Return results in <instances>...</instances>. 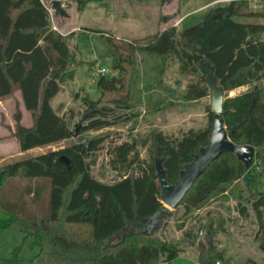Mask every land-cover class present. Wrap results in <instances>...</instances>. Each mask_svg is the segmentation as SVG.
I'll return each instance as SVG.
<instances>
[{
  "label": "trees",
  "instance_id": "16d2710c",
  "mask_svg": "<svg viewBox=\"0 0 264 264\" xmlns=\"http://www.w3.org/2000/svg\"><path fill=\"white\" fill-rule=\"evenodd\" d=\"M242 19H264V2L261 10L253 11L247 0H230L207 11L197 26L178 34L174 28L166 29L127 42L125 47L108 40L119 56H123L121 49L127 50V60L135 50H142L176 57L182 71L201 70V80L187 85L186 99L209 94L202 61L212 67L216 83L225 91L247 87L224 99L221 117L232 142L254 148L251 166L247 169L232 152L222 153L196 179L179 205L188 213L213 194L223 192L226 185L243 179L250 207L238 202L237 211L248 216L251 209L257 224L255 240L264 252V182L256 185L258 165L264 174V22ZM71 58L63 36L53 30L42 0H0V100L19 91L24 108L33 117L32 126L26 127L21 124L18 108L13 115L20 151L72 137L68 123L51 104L60 84L74 77L69 72ZM115 67L124 70L119 60ZM96 84L100 93L118 92L123 90L124 80L100 75ZM125 94L122 102L129 108L131 95ZM85 103L90 111L79 133L98 132L115 123L114 117L109 118L110 109H97L88 98ZM213 115L208 108V123L201 128L178 134L152 130L142 141L132 137L113 145L110 164L119 178L111 183L95 178L86 162L102 142L99 134L91 139L87 151L84 143L74 142L2 166L0 232L14 228L25 239H33L38 250L28 264H168L183 251V244L194 248L201 264L224 263L223 252L211 241L213 233L224 228L220 218L212 217L196 230L185 231L179 241L155 236L149 228L137 231L132 227L135 220L155 221L165 210L154 159H162L166 179L174 184L183 166L208 143ZM148 142L151 153L147 161L141 157L140 147ZM62 156L68 163L60 159ZM245 176L250 177L247 184ZM18 177L29 184L22 194L10 197L5 186ZM128 224L132 230L121 235ZM202 233L206 242L198 240ZM19 255L20 246H16L9 264H20Z\"/></svg>",
  "mask_w": 264,
  "mask_h": 264
},
{
  "label": "rangeland",
  "instance_id": "374dc122",
  "mask_svg": "<svg viewBox=\"0 0 264 264\" xmlns=\"http://www.w3.org/2000/svg\"><path fill=\"white\" fill-rule=\"evenodd\" d=\"M42 1L48 10L53 30L63 36L72 53L69 72L74 73V77L60 84L59 93L51 101L53 109L66 120L71 131L90 111L85 103L86 98L92 99L97 109H110L109 118L114 117L115 123L98 130L102 142L98 150L90 152L86 158L89 171L95 178L108 183L119 178L110 164L111 148L125 139L136 137L142 141L149 137L152 130L178 134L208 123L209 94L192 100L184 97L187 85L201 80V70L182 71L176 57L142 50H135L127 60V50L121 49L122 58L108 39L125 47L127 42L170 28H174L178 34L185 28L199 25L207 11L230 0H166L165 3L164 0H80L82 4L77 0H61L65 15L54 13L52 0ZM65 2L68 3L65 5ZM247 2L250 10L259 11L264 0ZM249 20L264 22V19ZM118 60L123 71L115 67ZM100 68L106 70L105 76L122 77L123 90L100 93L96 84ZM239 89L225 91L224 99L239 94ZM126 91L131 95L129 108L124 107L122 102L126 98ZM17 108L21 112V124L29 127L33 124V117L22 107L17 91L11 97L0 100V168L16 160L74 143L70 137L47 146L19 151L13 119ZM95 132H80L79 135ZM84 141L81 140L82 143ZM148 147L149 142L140 147V155L147 161L151 153ZM259 167L256 168V185L260 187L258 182H264V174L259 172ZM28 184L21 177L10 180L5 186L6 193L10 197L22 194ZM224 189L188 213L181 205L171 209L163 204L165 210L154 221L152 234L179 241L185 231L191 228L196 230L212 217L214 220L220 218L224 221V228L213 233L211 241L224 254L225 262L221 264H264V252L258 248L255 240L257 224L251 209L248 216L239 215L237 211L238 202L250 207L243 179L226 185ZM131 230L128 224L121 235ZM198 240L206 242L207 238L202 233ZM16 246H20V264H28L38 250L31 237L25 239L22 232L14 228L5 229L0 232V264H9ZM182 247L183 251L168 264H201L191 245L183 244Z\"/></svg>",
  "mask_w": 264,
  "mask_h": 264
},
{
  "label": "water",
  "instance_id": "95a60500",
  "mask_svg": "<svg viewBox=\"0 0 264 264\" xmlns=\"http://www.w3.org/2000/svg\"><path fill=\"white\" fill-rule=\"evenodd\" d=\"M165 2L166 0H164V3ZM67 3L68 2H65L64 4L66 5ZM51 4L55 14L65 15L61 0H52ZM202 68L207 74V87L210 98L209 108L214 114L208 143L206 146L200 147L199 153L194 157L193 161L183 166L174 184H170L166 179V171L162 165V159L157 157L154 159L156 176L161 189V202L171 209L176 208L181 203L196 179L222 153H234L239 160L244 162L247 169L251 166L253 161L254 148L252 146H239L229 139L221 117L225 90L221 85L216 83L213 76V69L208 63L202 61ZM254 88L256 89V84H254ZM85 118L86 115L74 125L71 136L75 143L81 142V140L84 139V150L87 151L91 139L99 133H84L79 135V129ZM60 159L64 163H68V160L64 156L60 157ZM244 181L246 184L248 183L247 176L244 177ZM152 222H154L152 218L135 220V222L132 223V227L137 231H140L142 228L146 230L149 228L152 230Z\"/></svg>",
  "mask_w": 264,
  "mask_h": 264
},
{
  "label": "crops",
  "instance_id": "0c3cea01",
  "mask_svg": "<svg viewBox=\"0 0 264 264\" xmlns=\"http://www.w3.org/2000/svg\"><path fill=\"white\" fill-rule=\"evenodd\" d=\"M242 20H247V21H253V20H249V19H242ZM247 89V87H245V86H242V87H240V92H242V91H245ZM239 92V91H238ZM239 92V93H240ZM17 94L19 95V97H20V101H21V104H22V100H21V95H20V92L19 91H17ZM237 95V94H236ZM22 107L24 108V106H23V104H22ZM25 109V108H24ZM26 110V109H25ZM25 126V125H24ZM26 127H29V125L28 126H26ZM17 145H18V142H17ZM18 147H19V145H18ZM19 151H20V149H19Z\"/></svg>",
  "mask_w": 264,
  "mask_h": 264
},
{
  "label": "built area",
  "instance_id": "2783aa9c",
  "mask_svg": "<svg viewBox=\"0 0 264 264\" xmlns=\"http://www.w3.org/2000/svg\"><path fill=\"white\" fill-rule=\"evenodd\" d=\"M261 1H262V0H261ZM105 72H106V70H105L104 68H100V69H98V73H99L100 75H104ZM215 264H220V262H216Z\"/></svg>",
  "mask_w": 264,
  "mask_h": 264
}]
</instances>
